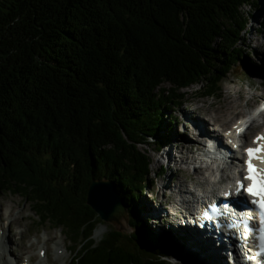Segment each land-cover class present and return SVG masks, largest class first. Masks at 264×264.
Instances as JSON below:
<instances>
[{"label": "trees", "instance_id": "trees-1", "mask_svg": "<svg viewBox=\"0 0 264 264\" xmlns=\"http://www.w3.org/2000/svg\"><path fill=\"white\" fill-rule=\"evenodd\" d=\"M246 5L256 0H0V190H22L73 242L99 220L89 184L115 172L137 216L152 163L141 144L160 146L185 87L221 89L245 55ZM135 225L142 251L113 230L76 264H167L173 244Z\"/></svg>", "mask_w": 264, "mask_h": 264}, {"label": "rangeland", "instance_id": "rangeland-1", "mask_svg": "<svg viewBox=\"0 0 264 264\" xmlns=\"http://www.w3.org/2000/svg\"><path fill=\"white\" fill-rule=\"evenodd\" d=\"M245 9L247 12H250L251 15H249V24L247 31L245 32L244 39L242 40V48L249 50V53H247L245 56H242L241 58H237L235 62L232 63L231 70L226 74L225 79L222 83L223 89L221 90L220 95L216 96H202L200 93H196L197 90V84L192 85L187 88H184L185 91H188L186 94L187 99L184 97V100L178 104L175 108V110L168 113L169 116L176 117V120H174V124L176 125L177 135L176 131L173 129L171 125H168L169 128L165 127V135L163 136L164 139L171 138V142H192V144H196V140L192 139L189 134H194L193 130L190 129L189 126H187V122L184 121L187 117L183 115V111L185 109H193V114L196 116L198 115L201 119L206 117V114L200 110H194L195 106L202 105V106H211V103L215 100H218L222 98L226 94V90L228 86L233 85L235 88H244L247 91L246 99L249 98L254 93H258L259 91H264V70L262 65L258 68V71L256 70L255 66L258 65L261 61H264L263 59H260L261 53L264 52V0H256V6L249 7V5L245 6ZM246 50V51H247ZM248 55V57H246ZM169 83H165V86H169ZM246 99L242 100V105L239 107L242 112H245L247 109H249L251 106H255L259 104L260 106H263L264 103V97H260L258 100H254L253 103L246 104ZM228 121H233L238 116L234 115H227ZM165 119H168L167 116H165ZM188 119V118H187ZM263 120V118H260ZM189 120H192V118H189ZM208 128V127H207ZM211 128V125H209V130ZM208 130V129H207ZM252 133H249L248 136H251ZM169 141V140H165ZM167 146V145H166ZM141 147L148 148L151 152V154H154V162L153 167L157 170H159V173L157 174L156 181L153 180L152 184H150L149 189L145 192V196L141 195L139 202L136 203L139 214L142 217H145V211L144 209L146 206L145 204H150L152 207L162 206L165 209L166 215L164 216H155L152 217L151 215L146 217L147 221L150 224H155L157 227H164L169 228L170 232L178 227L172 224V221H174L173 213L175 210L172 208L175 204L173 201H175L177 206V200L175 198H170L168 195L171 192H168L162 194V187H164V181L163 177L166 180V178H172L173 182H176L178 179H183L186 184V178L189 175L193 176L196 175V172L191 173V169L187 168H180L181 166V156L177 154V145L172 144V148L169 147V149H165L164 152H162L159 155V158L156 153H154L153 147L154 144H141ZM183 153L185 155H189L188 157H194L191 153L188 152L187 145L184 146L182 149ZM167 153V154H165ZM166 156L170 158V160L166 163ZM164 158V159H163ZM172 158V159H171ZM202 174V173H201ZM204 176V173L202 174ZM199 192H201V189L198 188ZM20 199L22 205L16 206L15 212L13 216H18V211L22 208V206L25 208L24 213L25 215V223L27 226L28 235L24 238L25 242L35 241L37 236H45L47 234V227H51L58 236L63 240L60 242V245L62 247V250L65 251L66 257H63L61 259H58L55 261L54 264H71L72 259L74 258V255L76 254L75 250H70L67 248L68 241L65 238V235L62 233L60 228L52 227L51 223L49 221H43L40 219L35 212L32 209L31 201L27 198V196L22 195L18 192H14L12 190H1L0 191V200L1 198L5 199L7 203L11 204V198ZM169 198V199H167ZM172 210V211H170ZM2 212L1 202H0V216ZM163 213V212H161ZM145 215V216H144ZM152 217V218H151ZM145 218V219H146ZM165 218V220H163ZM166 219L169 220L170 225L167 226ZM107 223H100L99 226H104L105 229L103 232L99 235H97V229L96 228L94 232V237L96 241H100V239L106 235L111 225H113L111 222L106 221ZM6 225L5 219H0V231L2 229V226ZM163 225V226H162ZM161 229V228H159ZM132 230V229H131ZM36 231V233H35ZM5 232L7 236H4V239L7 241V244L11 245L13 248V252L9 253V255L14 254V240L18 238V230L15 229L13 232L12 230H9L6 228ZM8 232L11 233L8 235ZM128 232V231H125ZM172 235V233H171ZM78 240H80V235H77ZM89 243V242H88ZM43 243L42 241L39 242L38 247L36 248V252L38 253L39 257L36 258L35 263H42V264H48L44 258L41 257L44 255V249L42 248ZM12 250V249H11ZM186 251V249H183ZM184 251V252H185ZM190 251H187L186 253L189 254ZM193 254V253H191ZM190 254V255H191ZM194 255V254H193ZM13 258V257H12ZM42 259V260H41ZM197 259V258H196ZM14 264H18L16 259L14 258ZM12 260V261H13ZM203 264H209L208 262L202 261L200 259H197ZM24 264V262H22Z\"/></svg>", "mask_w": 264, "mask_h": 264}, {"label": "bare ground", "instance_id": "bare-ground-1", "mask_svg": "<svg viewBox=\"0 0 264 264\" xmlns=\"http://www.w3.org/2000/svg\"><path fill=\"white\" fill-rule=\"evenodd\" d=\"M260 59L264 60V52L261 53ZM261 65L263 67L262 70H264V61H261L258 65L255 66L257 71ZM246 93L247 91L244 88L237 89L233 85H230L228 86L226 90V94L222 98L213 101L211 103V106H202V105L195 106L194 110H200L204 112L206 114V117L201 119L198 115L195 116L193 114V109H189V110L185 109L183 111V115L187 117L188 119L186 118L184 119V121L187 122V126H189L190 129L191 127L195 129L193 133H196L199 135L209 134V138L212 139V144L219 149L222 148L225 154L227 155V148L224 144L225 142L223 139H220L221 134L218 133L217 129L228 124L229 121H228L227 115H234V116L240 117L239 115L242 113V111L240 110L239 107L242 105L241 103L242 100L246 99V95H247ZM260 97H264V91H259L258 93L256 92L253 95H251L249 98L246 99V104L253 103L254 100H258ZM263 116H264V111H263ZM189 118H192V120H189ZM210 123L215 125L214 133L216 134V136H218V138L215 137V134H213V132L210 133V130H209ZM252 125H255V126L260 125V127H262V129L261 128L260 129L263 131V132H258L256 133L255 136H253L252 140L254 141L257 136L264 135V122L262 123L261 119L258 117V118H255V120L252 122ZM171 126L176 128V125L174 123ZM200 133H203V134H200ZM189 136H191V134H189L188 137ZM172 144H176L177 148L180 150L179 153H181V155L178 153L177 154L181 156V161L184 163L183 166L185 168L187 166L190 167L194 161L203 162L204 160H206L204 159L205 156L209 157V154L207 153H210V152L207 151V153L203 152L202 155L188 158L189 155L188 156L185 155L182 149L184 148L185 145H187L188 152L193 154L195 146L192 144V142H187V143H182L178 141L168 142L166 147L172 148ZM197 144L200 145L201 142H197ZM256 146L257 144L254 143V147ZM198 154H200V152ZM197 166L198 165H194L195 170H196L195 171L196 178L199 181L200 180L204 181L202 174H201L202 170L200 167H197ZM259 166L260 168H264V163H260L259 161ZM110 175L112 176L111 182H112V186L114 190L122 199V202L124 203L126 209L130 212L131 209L128 206L129 205L128 203L131 198V197L128 198V194L130 192L128 191V189L125 190L121 186V183H120L121 179H119L120 175L118 173L113 172V173H110ZM164 181L167 183L168 186H170L171 189L175 190V195H180L178 196V198L175 199L177 200V212L176 213L179 214L180 219L186 217L185 212L178 208L180 204H183L184 209H185L187 207H191L188 204L192 202L193 204H195L194 202L198 201L199 196L202 197L203 199V194L197 196L195 195V192L194 193L190 192V194L188 193V191L186 192V186L184 184L183 179H178L176 180V182H173L172 178H166V180L164 179ZM116 184L118 185V187L116 186ZM188 190H191V189L189 188ZM203 190H210V185L206 183ZM186 195H189L190 197L192 196V198L189 199V197H187ZM204 196H207V195L205 194ZM179 197H181V201ZM234 201L236 203L241 204V206H243L242 205L243 203H247L246 199L243 200L242 198L240 200L234 199ZM0 202H1V207H2L0 219L6 220V225L2 226V229L0 231V264H14V260H13L14 258L16 259L17 263L19 262L18 264H22V262H24V264H42L41 262L35 263L36 258L39 257L38 253L36 252V248L38 247V244L40 241H42L43 243L42 248L44 249V255L41 258L42 259L44 258V260H46L48 264H54L56 260L66 257L65 251L62 250V247L60 245V242L63 240L58 236L56 231H54L50 226L46 228L47 234L45 236L43 237L37 236L35 241L25 242L24 238L28 235V231H27L28 225L24 221L25 215H26L24 213L25 208L22 206V208L18 211V216L16 217L13 216L16 206L22 205L21 198L20 199H16L14 197L11 198V204L7 203V201L3 198H1ZM173 203L176 205L175 201H173ZM175 205L172 206L173 209L174 207H176ZM202 205H206L208 208L210 207V205H208L207 203H203ZM144 206H146V208L144 209V211L146 212L145 213L146 216L144 215L145 217H148L150 215L154 217L164 216L161 214V212L165 210L162 206L152 207L148 203L145 204ZM191 211L194 212V209L190 210V213ZM195 214H196L195 215L196 220H197V217L204 216V214L201 212H199L198 214L196 212ZM163 220H165V218ZM166 224L167 226L170 225L169 220L167 219H166ZM172 224L176 225L175 221H173ZM154 226L156 225L152 224L151 226L153 230L155 228ZM176 227L178 228L173 231V235H172L174 239L173 243H177L178 245H181L183 249H186V251H190V254L193 253L194 254V255L192 254L193 257L201 258L203 261L208 262L209 264H223L222 261H219V262L215 261V259L217 260L223 256L225 264H231L230 261L225 260L224 258L226 255L225 254L226 249H228V247L224 245L225 243L224 241H221V243L223 244H221L220 242L219 243L208 242L209 243L208 244L206 242L201 241L199 238L194 236V234L195 233L197 234L198 231L200 232L201 236L206 238L207 241H209V237L203 234L202 233L203 229H201L200 227H197V225L194 222H190L189 224H185L184 226L177 225ZM6 228L8 229V231L12 230V232L15 229L18 230L17 234L19 235H18V238L14 240L15 249H14L13 255H9V253L13 252V248L11 247V245L7 244V241L4 239V236H7L5 232ZM104 229H105L104 226H99L96 231L97 235L101 234ZM165 229L167 228L161 227V232L160 234L157 235L162 239L161 243H166L168 240L171 239L170 235L166 234ZM136 230L138 233L137 226H136ZM213 233L214 234L218 233V229H216V227H213ZM9 234L11 233L8 232V235ZM169 243L164 244L163 247H167ZM217 245H219V247L221 246V248H219L218 253L216 250ZM228 252L230 253L229 249H228ZM217 254H219L220 257L216 256Z\"/></svg>", "mask_w": 264, "mask_h": 264}, {"label": "snow or ice", "instance_id": "snow-or-ice-1", "mask_svg": "<svg viewBox=\"0 0 264 264\" xmlns=\"http://www.w3.org/2000/svg\"><path fill=\"white\" fill-rule=\"evenodd\" d=\"M242 131L237 128V132ZM253 143H256V147H247L244 149L246 154V160L244 166L247 175L244 176V180L249 181L247 185L243 183V180L236 182V193L239 194L241 191L246 193L249 197H252L250 204L253 206V210L258 213L259 227H251V221L248 218H242L240 223L245 229V239L249 233L256 234V245L259 249L256 256H264V168H259L254 161H260L264 163V135H259L255 138ZM228 195V193H226ZM207 216V211L204 213ZM232 227V225H229Z\"/></svg>", "mask_w": 264, "mask_h": 264}, {"label": "water", "instance_id": "water-1", "mask_svg": "<svg viewBox=\"0 0 264 264\" xmlns=\"http://www.w3.org/2000/svg\"><path fill=\"white\" fill-rule=\"evenodd\" d=\"M88 203L105 220L116 224L119 229L129 231V214L120 196L106 178L93 179L88 190Z\"/></svg>", "mask_w": 264, "mask_h": 264}]
</instances>
